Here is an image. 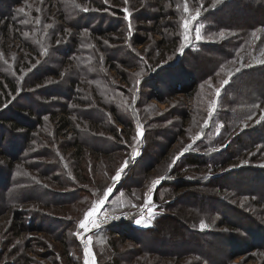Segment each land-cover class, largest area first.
Instances as JSON below:
<instances>
[{
	"label": "rangeland",
	"instance_id": "374dc122",
	"mask_svg": "<svg viewBox=\"0 0 264 264\" xmlns=\"http://www.w3.org/2000/svg\"><path fill=\"white\" fill-rule=\"evenodd\" d=\"M91 1L95 2L0 0V83L6 77L21 84L20 91L8 98L0 91V118L14 119L27 128L0 142V264H85L88 237L93 253L89 264L110 260L120 264H264V204L255 196L236 192L235 177L211 180L210 186L202 188L175 189L179 180L205 182V176L223 171L226 161L228 168H264V120L260 119L264 101L259 107L232 102L233 89L245 92L249 83L244 79L255 72H245L243 81L235 84L236 69L263 65L264 28L262 33L256 28L245 35L234 26L221 39L218 33L223 27L215 25L214 17L199 14L191 20L197 8L206 16L224 0H210V6L204 4L209 0H188L187 13L184 0H98L103 10L90 5ZM83 12L109 16L112 28L106 38L91 36L81 19L77 25L70 21ZM184 20L191 30L188 41L183 39ZM106 27L105 21L99 29ZM196 28L201 30L200 40L195 39ZM206 42L211 51L203 48ZM235 45V57L210 72L209 61L218 59L213 53L222 51L221 59L223 50ZM79 47L91 49V54L83 56L92 62L96 78L78 73L77 54L73 56L71 50ZM173 59L185 67L175 82L168 81L169 76H178L175 68L156 72ZM37 76L41 85L36 84ZM224 80L228 83L223 84ZM59 82L74 84L72 92L67 87L58 92L48 88ZM195 82L197 86L191 88ZM216 89H220L218 97ZM62 108L71 111L72 121L84 124L81 160L67 157L72 149L64 151L74 136L54 134L51 117ZM88 122L95 132L87 129ZM138 128L142 137L137 135ZM251 130L258 134V145L246 144ZM92 136L109 144L93 143ZM219 150H223L222 158L214 162L199 167L184 162L194 153L209 160ZM125 161L121 178L114 180ZM47 166L53 168L47 170ZM261 172L242 177L256 182L253 191L264 187ZM157 179L159 183L153 184ZM108 188L105 203L92 217L96 223L112 226L116 224L112 217L151 207L148 221L142 219L144 227L152 226L154 217L162 213L168 225L164 230L159 227L157 235L182 237L188 226L191 236L202 237L200 245L216 249L166 256L144 252L125 225H120L123 233L113 239L92 233L91 226L89 231L81 230L79 221ZM67 192L71 197L57 196L58 202L52 203L55 193ZM258 194L264 199L263 191ZM213 199L235 212L230 219L238 221L237 228L226 223L225 214L210 215L207 204ZM201 221L207 224L203 230Z\"/></svg>",
	"mask_w": 264,
	"mask_h": 264
},
{
	"label": "trees",
	"instance_id": "16d2710c",
	"mask_svg": "<svg viewBox=\"0 0 264 264\" xmlns=\"http://www.w3.org/2000/svg\"><path fill=\"white\" fill-rule=\"evenodd\" d=\"M98 2H99L98 0H95V2L91 1V3L90 2L89 3L95 8L99 10H103L102 4ZM204 4L207 6L208 5L210 6V0L206 1ZM222 6H223V12L221 11ZM202 15L204 16V18H207L210 16L214 17L213 19L215 20V25L223 27V31L225 30L229 31V29L233 28L234 26H239L238 29L240 30V33L245 34V35L249 34L253 30H256V28H258L262 33L263 31L262 28H264V0H224V2L221 5H218L215 8H212L209 15L205 16L204 13L202 14L200 13V17ZM77 17L78 18H75L74 20H70V21H73L72 23L76 24V22H79V19H81V21H83L81 26L83 28H86L89 31V34L91 36L95 35L100 38H106L108 35L106 31L108 30L109 32L110 31L109 29L112 28L111 21H109V16L105 14L101 16L93 12H83V13H80ZM105 21L107 23V27L105 28V31L100 30L99 26ZM210 45H211L210 43L206 42L203 44L204 46L203 48H207L209 49V51H211V48L209 47ZM231 47L232 48H230L229 50H223V57L221 58L223 59L222 62L219 56L222 54L221 53L222 51L219 50L217 53L215 52L213 53L214 56L218 57V59H215L212 57V59L209 61L208 63L209 67L213 68L212 70H210V72L215 71L221 66L222 63L224 64L226 63V61H229V59L235 57V53L238 48L236 45L231 46ZM71 53L73 56L77 54V56L75 57V60L78 64V68H77L79 71L78 73L82 72L83 75L86 76L87 78H93V77L96 78L98 76L97 71L94 70V68L92 67V62L89 61V58L87 56H83V53L91 54V49L81 48V47L73 48L71 50ZM164 63H165L164 65L156 69L157 70L156 72L162 69H164L163 71L166 70L165 72H171V71L174 72V68H175V70L179 71L178 73H176L178 76L176 78L169 76L168 81H170L169 78H171L172 82L173 81L175 82V80H179L180 78L179 75H181V73L184 72L183 70L185 69V67L181 66L177 59H173L169 62L167 60ZM157 66H159V64ZM262 69L264 70V63L263 65L261 64L260 66L250 67L245 70L241 69L239 72L233 75V76H236L238 74L237 77L233 80V83L235 82L237 83V82L243 81V76H245L244 74L245 72L247 73L248 71H251L250 73H252L253 70L255 71L252 75L249 76V78L244 79L246 83H249L247 87L245 85V88H246L245 92H242L241 89L240 90L239 89L236 90V88L233 89V93H232L233 103L235 104H239V103L246 104L247 103L249 105L254 106L259 103L261 104L264 101V75H263ZM153 73L154 72H152L150 75H153ZM38 80L39 79L37 76L36 82H38ZM36 84L41 85L42 81ZM36 84L31 88L37 87ZM67 85L59 82V83L50 84L48 88L52 90V92L53 91L58 92V91H61L62 88L67 87L68 88L67 90L69 92H72L74 84L68 83ZM20 86L21 84H18L17 79L11 80L9 78L3 77V80L0 83L1 95L5 98L16 95L21 89ZM196 86H197V82H195V84L191 88H195ZM51 119L53 121L54 134L57 137H60V136L65 137L66 135H69L70 137H73V136L75 137L73 139L72 144L68 146L67 148H65L64 150V151H67L68 149L73 150L67 153V157L68 158L70 157L72 160L73 159L81 160V158L83 157V153H84V147L80 143L81 142L80 137H83V134L81 132L84 131L83 130V128H85L84 124H82V122L79 123V122L72 121L71 111H69L68 109H63V108L57 111L56 113H54ZM88 126L89 128L87 129L95 132L90 122H88ZM0 127L3 129V132L0 134L1 143L3 142V139L6 138L7 136H10L12 138V137H15L14 135H16L17 132L27 131V128L25 126L21 125L14 119H9V121L6 122L2 118H0ZM248 134L250 135V138L248 142H246V144L247 145L248 144L258 145L260 139H258V134L256 133V131L254 132L253 130H251ZM95 137L92 136L91 142L93 143L98 142V144L101 146H107L109 144L107 140H101L98 137L96 138ZM262 143H264V139H262ZM223 150L222 151L219 150V152L216 151L215 154H212V157L209 158V160L206 159V157L205 158L201 157V155H199L198 153H194V154L188 155L185 158L184 162L186 165L199 167V166L209 163L210 161L214 162L216 159H221ZM200 153H203V152H200ZM224 156H223V159H224ZM222 165H223V168L225 169L223 171L214 172L211 175L205 176L204 177V179H206L205 182H201V180L200 181L199 180L197 181H187V180L177 181V183L180 182V185L175 186L176 191H179L182 188L195 189V188H202L204 186H210L211 180L214 181L219 178H225L227 177V175L228 176L231 175L235 177L236 179L235 181H232V184H233L232 188L235 189L236 192L241 193L240 191H242L244 194L248 196H255V198H257L258 200L261 201L262 204H264V199L260 198V195L258 194L259 190L264 192V187L260 186L258 188L259 190H257L258 192L253 191V187H255L256 182H252V181L242 178L243 175L245 174H249V175L250 173L259 174L261 171L264 170V168L258 167L256 168V170L255 169L252 170L248 167H239V166L228 168L229 161H226ZM46 168L47 170H49V169H52L53 166H47ZM257 170H261V171H257ZM72 171L76 173V171L74 170ZM262 173L263 172H261L260 174ZM250 184H252V186H250ZM259 184L260 182L258 183V185ZM217 188H220V186L217 185L216 189ZM244 190L246 192H244ZM24 192H27V191H24ZM71 194H72L71 192L61 193V194L55 193L53 196V201L57 199V196L71 197ZM68 197L66 199H68ZM62 201L64 202L65 199ZM55 202H58V201L55 200L52 203H55ZM201 203H202V207H204L205 202L201 201ZM207 207L209 209L208 211L210 215L214 213L216 214L219 213L220 215L225 214L227 218L226 223L236 228L238 227L239 225L237 223L238 221L234 222L233 220L230 219L233 217V214H235V212L231 211V209H229V207L226 204H223L219 200L213 199L211 203L209 202V204H207ZM166 219L167 217H165V215L161 213L154 217L152 226L141 227L137 223H134V221H130L128 223L121 222L120 224L116 223L112 226H105V227L100 228L96 232H100V234L103 235L105 238L111 239L114 235H117V233H121V232L123 233L122 227L125 225L126 230L131 236V239L133 240V242L140 245L144 252H147V253L156 252L160 255H166V256L192 253V252H195V250L197 249L204 250L205 252H207V250L210 251V250L216 249L214 245H200L198 241L202 242L203 240L202 237L191 236L190 233L192 231L191 230L192 228H189L188 226H185V228H183L185 234L183 235L181 234L182 237L171 238L169 236V233H167V235H164V234L157 235V231L159 230V227L162 230L166 229L168 225L166 222ZM247 220L251 222L250 217H248ZM143 221L144 220H142L141 223ZM145 221H148V218ZM163 221L165 222V224H160ZM251 223H253V221ZM120 225H123V226H120ZM234 240L235 239L230 240L228 244ZM202 259L204 261H208L209 257H207L206 254H203ZM106 264H120V261L110 260L106 262Z\"/></svg>",
	"mask_w": 264,
	"mask_h": 264
},
{
	"label": "snow or ice",
	"instance_id": "6c2138e0",
	"mask_svg": "<svg viewBox=\"0 0 264 264\" xmlns=\"http://www.w3.org/2000/svg\"><path fill=\"white\" fill-rule=\"evenodd\" d=\"M77 7H79V5H77ZM177 7L179 8V5ZM83 10L84 11H87L88 9L87 8H84ZM19 11L23 13L25 10L23 8H21ZM188 11H189V8H188V0H184V12L187 13ZM199 14H200V8H197L196 9V14L191 17V20L195 21L198 18ZM39 22H40L39 19H37L36 20V23H39ZM183 29H184L183 39L185 41H188L189 40V33L191 31L190 28H189V21L188 20H184V22H183ZM25 35H27V33H25ZM253 35L255 36V33H253ZM218 36L221 39H223L225 37L224 31H221L220 33H218ZM195 39H197V40H200L201 39V30H200V28H196L195 29ZM209 39H211V37H209ZM261 54L264 55V50H261ZM262 63H264V61H262ZM236 71L239 72L240 69L237 68ZM222 83L223 84H227L228 83V80H224ZM219 94H220V89H216V95H217V97L219 96ZM254 107H259V105H254ZM213 110H214V105L212 107H210V109H209V116L212 115ZM247 119L250 120V119H252V117L251 116H248ZM260 119L261 120H264V116H261ZM205 123L207 124V121H205ZM137 135L139 137H142L143 136V132L139 128L137 130ZM134 139H135V137H134ZM196 139H200V136H197ZM127 163L128 162L125 161L124 164L121 166V168L116 171L115 176L113 177L114 180H119L121 178V174L124 171L125 167L127 166ZM156 183H159V179L153 181V184H156ZM110 192H111V188H108L103 193V197L102 198H99L96 202H94L91 210L88 211L84 215V217H83V219L81 221H79L78 227L81 230L89 231L91 229H95V228H98L100 226L98 223H96V220L95 219H92V217H95L96 214L99 212V210L101 209V206L105 203V200L107 199L108 194ZM148 204L149 205L151 204L150 198H149ZM147 211H148V213L150 215L153 213V209L151 207H148L147 208ZM112 218L113 219H117L118 217H112ZM136 223L137 224H140L141 223V220H137ZM90 226H91V229H90ZM200 227L203 230L204 228L207 227V224L204 223L203 221H201ZM90 242H91V237H88L87 238V243L85 245V264H89L88 258L93 255V253L91 252L90 248L88 247V243H90Z\"/></svg>",
	"mask_w": 264,
	"mask_h": 264
},
{
	"label": "built area",
	"instance_id": "2783aa9c",
	"mask_svg": "<svg viewBox=\"0 0 264 264\" xmlns=\"http://www.w3.org/2000/svg\"><path fill=\"white\" fill-rule=\"evenodd\" d=\"M149 213L147 211V207H144V208H141L135 212H129L128 216H122V214L119 215L118 218L120 219H112V223H118V222H125V221H134V223H136L137 220H142V219H146V218H149ZM99 224V223H98ZM100 226L98 228H95L93 229L92 231H95V230H99L100 228L102 227H105L103 226V224H99Z\"/></svg>",
	"mask_w": 264,
	"mask_h": 264
},
{
	"label": "crops",
	"instance_id": "0c3cea01",
	"mask_svg": "<svg viewBox=\"0 0 264 264\" xmlns=\"http://www.w3.org/2000/svg\"><path fill=\"white\" fill-rule=\"evenodd\" d=\"M146 222V221H145ZM148 223V222H147ZM146 223V224H147ZM138 225H140L141 227H144V225H143V223H141V224H138ZM97 230H95V231H92V233H94V232H96Z\"/></svg>",
	"mask_w": 264,
	"mask_h": 264
}]
</instances>
